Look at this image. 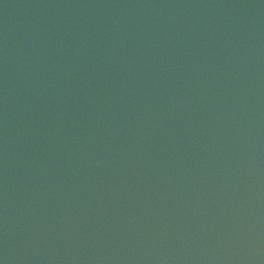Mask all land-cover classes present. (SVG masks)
Returning a JSON list of instances; mask_svg holds the SVG:
<instances>
[{"label":"water","instance_id":"1","mask_svg":"<svg viewBox=\"0 0 264 264\" xmlns=\"http://www.w3.org/2000/svg\"><path fill=\"white\" fill-rule=\"evenodd\" d=\"M0 264H264V0H0Z\"/></svg>","mask_w":264,"mask_h":264}]
</instances>
